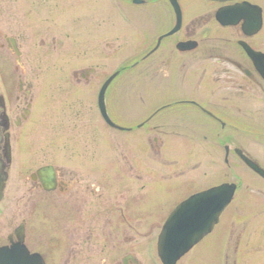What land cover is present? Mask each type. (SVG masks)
<instances>
[{"label": "flooded vegetation", "instance_id": "af4514ba", "mask_svg": "<svg viewBox=\"0 0 264 264\" xmlns=\"http://www.w3.org/2000/svg\"><path fill=\"white\" fill-rule=\"evenodd\" d=\"M110 1L111 14L118 15L122 23L133 27L138 17L145 23L140 30H135L139 33V43L124 50L121 68L101 77L104 81L96 94L95 109L90 117V131L110 134L111 139L105 142L120 148L122 157L118 161L116 157L99 158L98 165L101 159L109 161L108 174L101 181L96 178L97 164H91L95 166L90 168L94 183L89 184L90 180L80 174L76 179L53 165H44L30 174L28 192L34 213L41 203V211L58 208L63 218L74 219L60 223L63 231L72 229L68 238L75 243L65 240L58 228L52 229L50 225L47 229L44 222L43 228L40 224L30 227L29 221L22 220L7 236L6 243L0 245L1 248L16 244L20 237L24 238L30 253L40 258L39 264H146V254L152 256V241L145 245L127 235L123 239H104L99 244L93 237L94 230L112 229V225L130 230V209L146 211L148 194L154 193L152 191L159 186L175 183L181 162L202 160L199 149L204 150L207 161L214 163L219 157L224 165L232 157L239 159L237 150L248 154L237 141L249 128L243 120L264 115L261 108L264 104V0ZM47 2L44 0L42 5ZM130 8L138 9L139 14L131 15ZM3 36L15 55L14 49L20 52L13 37ZM249 49L255 55H250ZM116 73L117 77L105 94L104 116L99 94L104 83ZM80 74L78 85L90 84L100 73L92 68ZM122 74L125 76L123 85L138 86V93L117 100L111 98L109 89L115 81L121 80ZM22 84L19 78L20 91ZM0 99L4 102L2 96ZM27 107L19 121L29 114L31 104ZM0 113H7L6 105L3 107L1 102ZM10 128L11 123L9 129L3 131L9 139ZM183 148L192 157L181 158L178 152ZM210 151L216 153L210 157ZM220 151L224 152L223 156ZM251 158L264 168L257 159ZM11 166L12 158L9 171ZM48 167L53 169V176L39 173ZM172 171L177 178L167 177ZM160 174L165 177L158 176ZM106 188L109 195L103 193ZM120 189L123 190L115 200L111 193ZM36 194L39 197L35 198ZM89 216L92 218L86 221ZM99 222L103 225L101 228ZM26 229L34 235L43 229L44 241L33 248L27 240ZM247 240L243 233L237 235L235 254L243 243L247 245ZM261 241L251 238V247H258ZM230 242L224 249L226 259ZM133 245H136L134 251ZM233 264H238L237 260Z\"/></svg>", "mask_w": 264, "mask_h": 264}, {"label": "rangeland", "instance_id": "374dc122", "mask_svg": "<svg viewBox=\"0 0 264 264\" xmlns=\"http://www.w3.org/2000/svg\"><path fill=\"white\" fill-rule=\"evenodd\" d=\"M43 1L0 0V97L4 98L11 123L12 147V166L4 199L0 203V245L6 243L7 236L22 220L29 221L30 227L40 224L43 228L44 222L46 228L50 225L52 229L58 228L64 239H69L72 229L68 226V232L63 231L60 222H65V219L73 222L74 219L63 218L58 208L41 211V203L34 213L28 188L29 176L37 168L53 165L73 178L78 179L80 174L90 180L89 184L94 183V173L90 168L95 166L91 164H97L99 158L116 157L118 161L123 153L120 148L107 145L105 140L111 139L110 134H93L90 131V117L95 109L96 94L104 81L101 77L121 68L124 50L139 43V33L135 30H140L145 23L141 17L134 20L133 27L122 23L118 15L111 14L110 0H48L42 5ZM130 11L131 15L140 12L135 8H130ZM3 35L16 40L21 52L20 63ZM92 68L98 69L99 77H94L90 84L78 85L80 72ZM123 77L122 74L121 80L115 81L109 89L111 98L122 100L138 93V86L123 85ZM19 78L23 82L21 91ZM29 103V114L19 121ZM261 108L264 111V104ZM243 123L249 128L237 141L251 157L264 165V115L244 119ZM198 151L202 160L181 162L175 183L159 186L152 191L154 193L148 194L146 211L130 209V230L115 225L112 229L94 230L93 237L98 243L110 238L123 239L127 235L145 245L152 241V256L145 253V263L161 264L157 255V239L173 207L196 192L224 183H236L239 189L235 199L222 215L215 231L179 264H233L235 260L238 264H264V179L235 157L224 165L219 157L213 163L206 160L204 150ZM178 153L181 158L192 157L184 148ZM212 153L216 151H210V157ZM223 153L220 151V156ZM100 161L96 177L99 181L108 174L109 163L107 159ZM200 161L202 163L197 165ZM169 174L167 177L177 178L174 171ZM122 190L111 193L115 200ZM103 193L109 195L107 188ZM91 218L89 216L85 220L90 221ZM115 218L117 214L114 221ZM99 223L101 228L102 223ZM157 223L156 228L152 226ZM44 232L42 229L34 235L28 230L27 240L33 248L44 241ZM239 233L248 240L247 245L243 243L239 253L235 254L234 239ZM251 238L262 241L253 249ZM229 241V257L226 259L224 249ZM135 247L133 245L131 249L134 251Z\"/></svg>", "mask_w": 264, "mask_h": 264}, {"label": "water", "instance_id": "95a60500", "mask_svg": "<svg viewBox=\"0 0 264 264\" xmlns=\"http://www.w3.org/2000/svg\"><path fill=\"white\" fill-rule=\"evenodd\" d=\"M14 50L20 56L17 49ZM248 52L253 55L251 50ZM115 77L116 75L112 76L102 88L100 94L102 108L106 89ZM7 129L8 118L5 114L0 113V202L4 196L11 161L8 139L5 141V149L3 146L2 132ZM237 154L248 167L264 179V169L258 163L241 150H238ZM39 173L51 176L54 174L51 167L44 168ZM51 180L53 179L51 178ZM51 180L48 182H51ZM236 190L237 186L235 184H223L194 195L179 205L169 216L159 237L158 256L162 264H177L194 246L209 235L220 222L223 212L233 201ZM12 261L17 262V264H39L40 259L30 254L24 238L20 237L18 244L0 249V264H8Z\"/></svg>", "mask_w": 264, "mask_h": 264}, {"label": "snow or ice", "instance_id": "6c2138e0", "mask_svg": "<svg viewBox=\"0 0 264 264\" xmlns=\"http://www.w3.org/2000/svg\"><path fill=\"white\" fill-rule=\"evenodd\" d=\"M183 213H184V212H183ZM183 213H182V214H183ZM182 214H181V215H182ZM181 215H180V216H181ZM180 216H179V217H180Z\"/></svg>", "mask_w": 264, "mask_h": 264}, {"label": "bare ground", "instance_id": "6f19581e", "mask_svg": "<svg viewBox=\"0 0 264 264\" xmlns=\"http://www.w3.org/2000/svg\"><path fill=\"white\" fill-rule=\"evenodd\" d=\"M179 264V263H178Z\"/></svg>", "mask_w": 264, "mask_h": 264}]
</instances>
